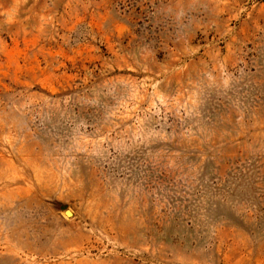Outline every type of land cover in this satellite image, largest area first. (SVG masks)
I'll return each instance as SVG.
<instances>
[{
    "label": "rangeland",
    "instance_id": "374dc122",
    "mask_svg": "<svg viewBox=\"0 0 264 264\" xmlns=\"http://www.w3.org/2000/svg\"><path fill=\"white\" fill-rule=\"evenodd\" d=\"M0 264H264V0H0Z\"/></svg>",
    "mask_w": 264,
    "mask_h": 264
},
{
    "label": "bare ground",
    "instance_id": "6f19581e",
    "mask_svg": "<svg viewBox=\"0 0 264 264\" xmlns=\"http://www.w3.org/2000/svg\"><path fill=\"white\" fill-rule=\"evenodd\" d=\"M71 213L69 211H65V217H70Z\"/></svg>",
    "mask_w": 264,
    "mask_h": 264
}]
</instances>
